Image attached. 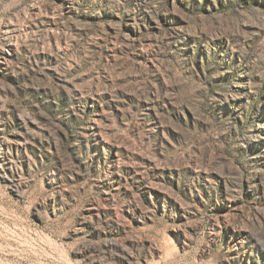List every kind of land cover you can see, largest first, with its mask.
<instances>
[{"label": "rangeland", "instance_id": "obj_1", "mask_svg": "<svg viewBox=\"0 0 264 264\" xmlns=\"http://www.w3.org/2000/svg\"><path fill=\"white\" fill-rule=\"evenodd\" d=\"M0 264H264V0H0Z\"/></svg>", "mask_w": 264, "mask_h": 264}]
</instances>
